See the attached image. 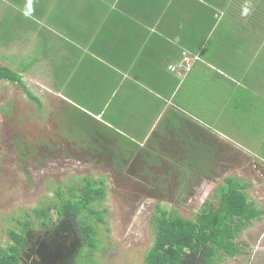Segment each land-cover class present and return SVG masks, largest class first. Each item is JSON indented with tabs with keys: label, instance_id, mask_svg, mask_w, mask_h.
Wrapping results in <instances>:
<instances>
[{
	"label": "rangeland",
	"instance_id": "obj_1",
	"mask_svg": "<svg viewBox=\"0 0 264 264\" xmlns=\"http://www.w3.org/2000/svg\"><path fill=\"white\" fill-rule=\"evenodd\" d=\"M228 1V6L235 9L237 16L233 19L230 13L223 12L222 25L214 35V41L225 35L224 29L226 27L227 31L230 22L238 25L241 14L248 13L247 23L253 22L259 26L257 29L253 27V34L260 38L259 47L262 49L258 60L252 65L249 64L248 59L252 55L248 49L233 52L232 56L236 60L252 68L248 73L244 72L246 75L237 68L231 73L235 82L217 77L213 80L211 97H229L228 102L237 106V118L232 120L241 127L238 132L243 134L236 138L250 141L246 134L253 127L251 123L260 119L255 116L256 111L261 112V119L264 118V0H236V4L234 0ZM252 6L257 7L252 10ZM18 21L31 22L34 29L46 25L50 27L40 16L27 10L21 1L0 0V34L4 31V36H22L27 27L19 25ZM235 23L231 24L234 31L233 35L230 34L232 37H242ZM31 34L30 40L1 38L0 64L30 60L36 43L35 32ZM46 68V60L40 56L32 68L24 73L25 83L40 98L41 106L31 100L17 84L0 81V246L13 242L8 230L17 227L16 219L25 216V212L35 206L50 203L55 197V189H66L70 184H77L84 176L104 178L106 181V196L98 203L99 208H104L106 213L103 222L98 223L99 242L88 264H142L154 241L152 216L155 206L159 204L175 208L182 217L194 219L204 201L215 198L216 187L227 175L245 179L249 198L260 210L264 209V162L258 156V151L245 148L222 125L212 126L211 113L203 110H210L213 105H206L203 100H184V105L195 103L199 108L202 106V115L189 106H184L183 111L167 106V111L165 109L157 117L154 132L148 131L144 139L139 140L143 145L138 146L141 150L146 151L143 147L151 146L156 156L154 162L149 164L138 153L126 165L115 164L109 156L113 152L94 150L92 144L95 142L98 145L100 139L93 142L87 136L84 138L78 134L84 124L96 126L92 128L93 135H96L97 127L100 125L102 128L103 125L84 117L79 111H75L79 114L76 118H79L74 119L71 104L58 95L53 78L49 77ZM256 70L260 72L257 79ZM225 90L230 92L226 93ZM201 91L199 89L196 93L201 94ZM237 99L244 100V105H238ZM186 118L202 125L204 134L207 128L216 133L205 134L204 137L212 142L217 153L211 158L206 157L204 161L201 144V148H197L198 154L201 153L200 163H194L192 172L180 166V160H187L188 153L184 147L186 139L180 141L169 128L172 120L174 128L179 129V122ZM232 124V121L226 123L231 126V132L235 130ZM87 131L86 128L82 132L86 135ZM112 138L103 139V143L109 146H114L116 140L119 143V138ZM200 139L195 136L192 146H197ZM257 141L262 140L255 136L253 142ZM153 144H159L156 147L160 146L162 150L152 149ZM189 165V161L183 163V168ZM245 230L238 238L242 252L236 256H221L217 264H264V215L260 220L255 219ZM35 246L33 237L20 255V264H65L59 260L49 261L47 254H37Z\"/></svg>",
	"mask_w": 264,
	"mask_h": 264
},
{
	"label": "crops",
	"instance_id": "obj_2",
	"mask_svg": "<svg viewBox=\"0 0 264 264\" xmlns=\"http://www.w3.org/2000/svg\"><path fill=\"white\" fill-rule=\"evenodd\" d=\"M19 1L24 7L27 6L26 9L35 8L36 10L30 11L40 16L42 21L53 24L34 29V24L30 27L26 22L18 21L19 25H26L27 29L22 36L15 34L11 37L30 40L31 33L35 32L36 35H33L36 36V43L29 70L42 56L60 97H168L164 100L162 112L167 106L176 107L180 111L185 109L184 106H189L201 115L203 111H209L213 127L214 124L222 125L233 137H242L243 133L238 132L241 127L232 120L237 118V106L228 102L229 97H211L213 80L218 77L235 82L231 73L237 68L243 74L248 73L252 67L247 63L242 65L232 53L248 49L252 55L248 63L252 65L258 60L262 48L259 47L260 38L253 34L254 28L259 26L253 22L247 23L248 13L241 14L238 25L230 22L227 31L226 27L224 29L225 35L214 41V35L222 25L223 12L230 13L233 19L237 16L235 9L228 6L230 1ZM234 1L236 4V0ZM254 9L252 6V10ZM61 16L67 27L56 24ZM214 19L215 24L209 28L205 38V28ZM233 23L242 37H232ZM48 28L53 30L52 35L46 30ZM45 35L49 38L46 39ZM59 35L68 38L69 44H61ZM197 43L201 47L194 52L189 47ZM184 52L191 56L190 68L185 69L182 74L170 70L171 64H177L183 59ZM254 73H257V79L260 72L256 70ZM202 80H205L204 83ZM199 89L202 90L201 94L196 93ZM135 100L137 99L133 100L135 104L140 102ZM184 100H203L206 105L213 107L201 111L202 106L199 108L195 103L184 105ZM235 101L238 105H244V100ZM255 116L260 119L251 123L253 127L246 134L250 139L254 137L255 129L262 131L264 127L261 112L256 111ZM231 121L235 129L232 132L229 129L231 126L226 125ZM191 126L196 128V132H199V127L200 130L203 128L197 121H191ZM236 140L241 141L245 148L255 149L254 146H248L247 141ZM263 215L264 212L258 219Z\"/></svg>",
	"mask_w": 264,
	"mask_h": 264
},
{
	"label": "trees",
	"instance_id": "obj_3",
	"mask_svg": "<svg viewBox=\"0 0 264 264\" xmlns=\"http://www.w3.org/2000/svg\"><path fill=\"white\" fill-rule=\"evenodd\" d=\"M206 1L211 3V0ZM254 7L256 9L257 6ZM27 9L36 10L32 7ZM211 10L214 11L212 8ZM46 23L53 26L52 22ZM26 24L30 27L32 25L31 22ZM56 24L67 27L62 16ZM214 24L215 19L208 27L206 26L205 38L209 28ZM46 30L52 35L53 30L49 28ZM48 35L44 37L48 39ZM7 37L2 31L0 41L1 38L5 40ZM9 39L17 41L18 38L9 37ZM59 41L61 44H69L68 38L64 35H59ZM200 47L201 44L197 43L190 45L189 48L197 52ZM32 62L33 59L23 60L16 64L14 62L0 64V81L7 80L17 84L31 100L41 106L40 98L30 91L24 81V73L29 70ZM63 98L71 104L74 119L79 118H76L79 114L75 112L79 111L84 117L92 118L103 125L101 128L98 124L96 135L92 133L95 125L84 124L79 129V136L83 135L84 138L87 136V139L93 142L100 139L98 145L95 142L92 144L95 151L113 152L109 156L115 164L126 165L128 160H134L138 153L149 164L154 162L156 156L152 153L151 146L148 147L149 149L143 147L146 150L143 151L141 150L143 145L139 143V140L144 139L148 131L154 132L153 126L157 117L162 113L165 98L168 97ZM134 99L140 102L135 104ZM191 121L187 118L181 120L178 129L174 128L171 120V126H169L176 138L180 141L186 139L185 143H187L184 147L188 153L187 160H180V166L182 165L183 170L190 172L194 171V163H200L201 153L198 154L197 148H201V144L204 149V161L206 157H213L217 151L212 142L204 137L205 134H214L213 130L204 129L206 131L204 134L199 127V132H196V128L191 126ZM86 128L88 131L84 135L82 131ZM255 130L254 137L250 140L251 143L250 141L246 143L254 146L256 152L258 151V156L264 162V127L262 131L261 129ZM112 136L119 138V143H116V140L114 146L120 147L115 148L103 143L105 142L103 139H110ZM195 136L201 139L200 143L193 147ZM255 136L261 138L262 141L253 142ZM156 145L159 144H153L152 149L162 150ZM188 161L190 162L189 167L183 168V163ZM204 161L203 165H205ZM105 183L104 178L84 176L78 180L77 184H70L66 189L62 187L55 189V197L50 203H43L27 210L25 216L16 219L17 227L8 230L13 242L7 246H0V264H20V255L33 237L36 243V253L47 254L49 261L88 264L99 242L98 223L103 222L106 213L104 208L101 209L98 206V203L102 202L106 196ZM247 186L245 179L227 175L216 187L215 198L205 200L194 219L182 217L175 208H166L164 205L157 204L152 216L154 241L146 252L142 264H217L221 256H236L241 253L239 236L253 220L258 219L264 212L249 198ZM36 233L38 236H35Z\"/></svg>",
	"mask_w": 264,
	"mask_h": 264
},
{
	"label": "built area",
	"instance_id": "obj_4",
	"mask_svg": "<svg viewBox=\"0 0 264 264\" xmlns=\"http://www.w3.org/2000/svg\"><path fill=\"white\" fill-rule=\"evenodd\" d=\"M191 64V56L187 54V52H184V57L181 59L177 64H171L169 66V69L182 74L185 69H189Z\"/></svg>",
	"mask_w": 264,
	"mask_h": 264
}]
</instances>
